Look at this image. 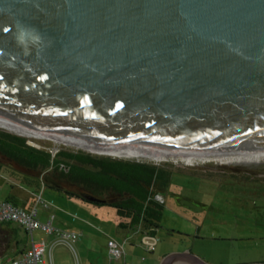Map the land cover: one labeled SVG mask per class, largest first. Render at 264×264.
Here are the masks:
<instances>
[{"label": "water", "instance_id": "obj_1", "mask_svg": "<svg viewBox=\"0 0 264 264\" xmlns=\"http://www.w3.org/2000/svg\"><path fill=\"white\" fill-rule=\"evenodd\" d=\"M0 112L109 152L264 170V0H0Z\"/></svg>", "mask_w": 264, "mask_h": 264}, {"label": "rangeland", "instance_id": "obj_2", "mask_svg": "<svg viewBox=\"0 0 264 264\" xmlns=\"http://www.w3.org/2000/svg\"><path fill=\"white\" fill-rule=\"evenodd\" d=\"M0 130L24 137L29 142L36 144L33 147L51 154L61 150L83 151L92 155L148 163L172 170V174L160 184L165 203L161 228L156 232L159 247L165 246V250H168L169 253L190 250L193 254L212 264L264 263V220L254 222V218H257L258 215L249 212V209H243L239 197H232L229 190L224 188L230 185L227 180L207 177L204 173L209 170L150 159H128L94 154L82 149L57 145L49 140L28 138L3 128ZM1 173L6 178L16 180L21 186H26V190L31 189L35 192L39 190V188L35 189V185L28 184L23 177L15 173L14 175L6 170H1ZM47 193L56 192L53 188L47 187ZM189 200L196 203V207L199 209L202 206L206 208V215L203 216L205 210L200 209L199 211L198 209L195 211L196 213L190 211V204L186 203ZM193 206L195 207L194 204ZM207 217L208 219L205 220L204 218ZM261 218H264V215ZM62 247L67 252H60L59 257L60 254H64L63 257L67 260L72 257L74 264H82L76 245V254L69 252L65 246Z\"/></svg>", "mask_w": 264, "mask_h": 264}, {"label": "trees", "instance_id": "obj_3", "mask_svg": "<svg viewBox=\"0 0 264 264\" xmlns=\"http://www.w3.org/2000/svg\"><path fill=\"white\" fill-rule=\"evenodd\" d=\"M27 141L24 137L0 130V160L14 163L13 166L0 163V169L23 177L28 184L43 180L46 173H56L92 196H117L116 204H93L114 208L120 218V229L142 236L155 235L161 228L165 200L156 202L154 195L162 193L160 184L172 174V170L83 151L61 150L51 154L29 145ZM65 193L89 203L81 198L80 192ZM9 226L10 223L0 224V258L10 250L9 239L15 233Z\"/></svg>", "mask_w": 264, "mask_h": 264}, {"label": "crops", "instance_id": "obj_4", "mask_svg": "<svg viewBox=\"0 0 264 264\" xmlns=\"http://www.w3.org/2000/svg\"><path fill=\"white\" fill-rule=\"evenodd\" d=\"M1 170L0 201L8 200L23 210H30L33 206L32 194H41L42 199L48 202L49 206L47 208L39 206V220L50 223L61 231L74 232L78 235L73 247L75 250L76 245L82 264H161L167 255L173 253L165 250V246L159 247L158 240L156 249L148 252L141 244L142 236L139 233L119 228L120 218L114 208L86 203L67 195L66 190L61 188L60 190L55 188L56 193L48 194L47 186L43 184L42 179L30 183L35 185V189L39 188L37 192L31 189L26 190V186H21L16 180L3 176ZM9 227L14 229L15 233L9 239L10 250L0 258V262L19 256L31 246L33 241L34 243L44 242L46 264H74L72 257L67 260L63 257L64 254L58 256L60 252H67L62 246L71 253L76 254V251L73 252L59 241L56 235L35 230L30 236L17 224H10ZM154 236L156 237V234ZM109 240L123 245L124 256L117 260H110L107 246ZM209 264L212 263L209 262Z\"/></svg>", "mask_w": 264, "mask_h": 264}, {"label": "built area", "instance_id": "obj_5", "mask_svg": "<svg viewBox=\"0 0 264 264\" xmlns=\"http://www.w3.org/2000/svg\"><path fill=\"white\" fill-rule=\"evenodd\" d=\"M154 200L163 203L165 199L162 193H156ZM32 205L30 210H23L11 201H0V224H17L30 236L35 230L56 235L59 241L75 252L73 243L78 238L76 233L61 231L50 223H44L39 220V206L44 208L49 206V203L42 199L41 194H32ZM141 244L148 252H153L157 246V239L151 234L142 235ZM107 246L110 260H117L124 256L123 245L118 244L114 240H109ZM45 249L44 242L34 243L32 241L31 246L19 256L11 257L5 262H0V264H46Z\"/></svg>", "mask_w": 264, "mask_h": 264}, {"label": "flooded vegetation", "instance_id": "obj_6", "mask_svg": "<svg viewBox=\"0 0 264 264\" xmlns=\"http://www.w3.org/2000/svg\"><path fill=\"white\" fill-rule=\"evenodd\" d=\"M0 163H4L7 165L10 164L12 166L14 165L13 162H10L5 159H1ZM260 163H264V162H260ZM219 168H221L222 171H218ZM204 174L207 177L213 179L219 178L222 180L223 178L224 180H227L230 183V185H227L224 188L229 190V193L232 194V197H239L243 209H249V212H253L255 215H258V217L254 218L253 221L258 222L264 220V218H261V216L264 215V170L251 171L239 166V163H235V164L231 163V165L229 166H221V167L216 166L214 171L209 170L206 171ZM45 175H48L47 180L50 183L53 182L56 185L60 186L61 189H65L66 190L65 192L76 191L82 194L90 195L88 192L85 193L80 187L70 184L60 176L58 177L56 173L54 175L49 172L46 173ZM45 185L48 188H52L50 185L46 183ZM93 197L98 199L100 201L99 203H108L113 205L118 202V197L115 195H110V196L107 195L105 197L103 196L101 197L93 196ZM186 203L190 204L189 210L192 211L193 213H196L195 211L199 209L198 207H196V203H193L191 200H189ZM192 203L195 205V207L193 206ZM249 204L251 205L249 206ZM200 209L203 211L205 210L203 213V216H205L206 208H203L202 206L200 207ZM204 219L206 220L208 219V217Z\"/></svg>", "mask_w": 264, "mask_h": 264}, {"label": "bare ground", "instance_id": "obj_7", "mask_svg": "<svg viewBox=\"0 0 264 264\" xmlns=\"http://www.w3.org/2000/svg\"><path fill=\"white\" fill-rule=\"evenodd\" d=\"M0 128L6 129L15 134L26 136L28 138L49 140L57 145H65L76 149H82L88 152H92L94 154L98 153V154L110 155L114 157L128 158V159H145V158L125 155V154L109 152L101 148L92 146L82 141L73 139L71 137L65 136L63 134L54 132L52 130L46 129L44 127L35 125L33 123L27 122L25 120L1 112H0Z\"/></svg>", "mask_w": 264, "mask_h": 264}]
</instances>
